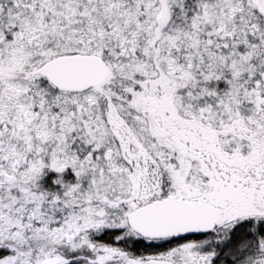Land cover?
Instances as JSON below:
<instances>
[{"label": "snow or ice", "instance_id": "1", "mask_svg": "<svg viewBox=\"0 0 264 264\" xmlns=\"http://www.w3.org/2000/svg\"><path fill=\"white\" fill-rule=\"evenodd\" d=\"M0 264H264V0H0Z\"/></svg>", "mask_w": 264, "mask_h": 264}]
</instances>
